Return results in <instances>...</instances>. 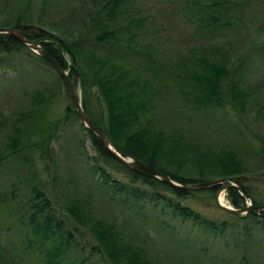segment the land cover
Returning a JSON list of instances; mask_svg holds the SVG:
<instances>
[{
  "label": "trees",
  "instance_id": "1",
  "mask_svg": "<svg viewBox=\"0 0 264 264\" xmlns=\"http://www.w3.org/2000/svg\"><path fill=\"white\" fill-rule=\"evenodd\" d=\"M57 1L59 0H39L38 5H35L36 0H23L13 13L0 20V27L12 26L22 30V25L25 23L59 25L54 19L53 4ZM89 1L92 3L91 6L79 16L80 24L86 25V28L81 35L72 40L67 41L55 33L43 36L36 31H25V34L31 40H38L39 44L68 72L76 91L80 88V102L91 121L112 142L122 156L132 157L156 171L170 176V178L173 177L172 179L181 185H192L199 181L179 175L172 170V168H176V164L173 167L165 159L166 152L164 151L166 148L168 149L166 144L181 143L185 150L203 158L207 157L208 153L222 154L223 157L218 160L233 162V165L224 171L228 176L226 179L229 181L226 198L230 204L234 208H242L246 206L245 200L250 199L252 204L257 205L258 202L254 199L251 189L242 182V180L245 181L244 176L247 174L243 176L245 171L240 168L238 162L232 159L236 155L226 153L224 150L216 152L209 149L207 153H204L200 141L190 137L205 126V121L198 118L197 122L192 125V120H182L180 124L171 126L169 130H161L159 129L161 121L154 119L156 112L163 109V99L166 97L162 93L173 88V83L171 84L169 81L178 75L181 76L180 71L187 75L185 78L188 81L180 82L176 87L189 86L190 91L186 92V96L189 94L188 100L193 99L200 104H195L197 107L215 109L223 104H228L238 113L236 103L239 106L244 103L243 99L246 97L245 89L241 88L243 81L239 82V78L246 76L245 70L249 64L235 61L228 63L229 54L223 50L224 46L217 50L213 46L210 51H202L201 54L196 52L193 56L189 54L186 62V60H182L186 58V54L179 49L171 51L164 48L161 50L157 47L159 45L154 46L151 42L141 45L137 42V38L140 28L145 25L149 16L143 9L136 12L133 8V0ZM257 1L264 2V0ZM246 3L247 0L241 2L181 0V10L185 15L188 14L187 21L195 24L194 34L201 39V42L198 43L200 45L196 46L203 47L204 45L201 43L205 42L208 37L210 38L207 40H211L219 32L233 30L241 25L243 15L238 13ZM170 14L173 13L170 12ZM73 15H75L74 12ZM249 47L253 50L254 56L257 53L254 62H264V40L261 42L251 41ZM167 51L173 52L176 56L172 67L167 68L168 72L166 63L159 59ZM126 55H129L131 59H139L138 64H144L147 67L132 64L125 59ZM0 67L20 74L29 73V68L30 72L40 74L36 69L46 67L55 73L59 81L63 83L56 69L47 59L6 33H0ZM142 71L149 72L152 78H144L141 74ZM187 71L190 72L187 73ZM163 72H167L165 78L170 77L169 80H163L161 76ZM6 80L4 79V81ZM225 91H227L226 96ZM65 94L68 103L61 116L54 121L47 120L45 125L39 126L36 122L39 116L35 111L32 117L28 116V119L31 118V122L36 124L31 127V131H37L40 135L47 136L46 141H38L36 145L43 147L42 153L49 158L52 157L50 143L57 137L58 132L62 131L71 119L80 120L67 90ZM92 95L98 97L97 105L92 102ZM228 96L229 101L226 98ZM234 98L236 99L235 104ZM37 101L44 103L46 98H39ZM187 104L192 108L194 102ZM97 106L100 108L97 109ZM224 110L213 114V121L223 118ZM80 122V126L89 136L94 152L93 156L87 155V164L89 169L93 170V175H98V179H95V187L99 194L102 192L100 194L103 195L102 197L105 196V201L115 205L119 204L122 210L130 209L129 203L135 204L143 201L153 208L159 207L162 214L169 215L179 224H186L190 230H195L196 232H189L197 235V238L185 234L183 239L179 240L180 244L175 245L176 248H180L183 253H186L183 255L174 251L184 261L188 258L193 264H204L201 256L198 255V260L188 256L191 249L198 253H211L215 240L231 236L233 243L230 247H235L242 252L237 264H264V236L263 234L253 235L251 231L254 229L253 226L261 231L264 230V210L251 211L247 215H239L225 210V213L234 217L233 222L217 221L194 208L188 203V200L202 190L208 193L210 195L208 199L212 200L220 185L208 186L199 190H185L164 183L154 175L133 171L114 158L99 137L84 126L81 120ZM260 140V168L264 170V140ZM16 148L10 147L12 150ZM51 160L48 159V161ZM113 172H121L124 179L117 178ZM236 177H239L238 183L234 181ZM23 183L25 186L12 187L10 193L14 195L16 191V195H14V202L11 201L9 205L7 203L5 205L6 209L10 208V213L3 222L8 224L6 229H10L11 233L14 230V234L20 235L18 240L20 243H24L27 250H32L31 248L34 247L35 250L33 249V253L30 255L34 263L98 264L90 260L89 253L86 252L88 248L79 239L80 234L78 235L77 232L79 228L75 224L92 218V208H83L75 201L69 202L65 206V211L73 219L69 220L65 217L64 210L59 211L58 208H55L44 185L29 182L28 177L23 179ZM138 209L139 207H137ZM93 216L96 217V214ZM96 218L100 219L97 227L90 229L98 230L108 240L105 249H109L115 259L113 260L108 254L111 261L115 264H149L143 262L138 254L132 253L130 246L123 241L122 237L118 233H114L111 225H107L108 220L105 217ZM175 229L178 233L181 230L176 225ZM175 237H178V234ZM13 239L15 240V237ZM97 240L99 244L105 246L100 237ZM1 247L0 264H12L14 260ZM95 248V251L100 252L98 244ZM212 259L210 264H227L229 262L228 259L224 261Z\"/></svg>",
  "mask_w": 264,
  "mask_h": 264
},
{
  "label": "rangeland",
  "instance_id": "2",
  "mask_svg": "<svg viewBox=\"0 0 264 264\" xmlns=\"http://www.w3.org/2000/svg\"><path fill=\"white\" fill-rule=\"evenodd\" d=\"M22 1L0 0V20L13 13ZM176 1L133 0L134 10L140 12L143 9L149 16L145 25L140 28L137 42L141 45L151 42L154 46L159 45L157 47L161 50L164 48L171 51L179 49L186 54V58L182 59L186 62L189 54L193 56L196 52L201 54L202 51H210L213 46L216 50L222 49L220 47L224 46L223 50L229 54L228 63L232 61L250 63L245 70L246 76L239 78V82L244 81L241 88L245 89L246 97L243 99L244 103L239 106L236 99H233L239 110L238 113L228 104H223L215 109L197 107L195 104H200L193 99L188 100L189 94L186 96V92L190 91L189 86L176 87L180 82L188 81L185 78L187 75L180 71L181 76L178 75L180 78L176 76L171 79L172 81H169V83H173V88L170 86V91L162 93L166 97L163 99V109L156 112L154 119L161 121L159 123L161 130H169L171 126L180 124L182 120H192V125L197 122L198 118L205 121V126L199 132H194L196 135L189 136L200 141L204 153H207L209 149L216 152L224 150L226 153L235 154L236 157L232 159L238 162L240 168L245 171L243 176L247 174L244 176L245 181L242 180L243 184L251 189L254 199L258 202L257 205H264V170L260 168V139L264 140V62H254V52L249 47L251 41L261 42L264 40V2L247 0L238 13L243 15L241 25L233 30L219 32L211 40H207L210 38L208 37L205 42L201 43L204 46L199 47L196 45H200L198 43L201 42V39L194 34L195 24L187 21L188 14L185 15L181 10V0ZM232 1L241 2L242 0ZM38 2L39 0H36L35 5H38ZM91 4L89 0L84 2L83 0H59L53 4L54 19L59 25L39 24L38 26L70 41L84 32L86 25L80 24L79 16ZM34 25L37 24L34 23ZM171 51H167L159 57L162 62L166 63L167 72L176 58ZM155 56L156 54L154 59ZM203 56L205 57V55ZM125 59L136 66L147 67L144 64H138L139 59H131L129 55H126ZM36 70L40 74L30 72V68L29 73L20 74L0 67V161L2 160L0 162V209L2 210L0 211V247L2 246L7 255L14 260L12 264H35L34 260L30 258L33 251L27 250L24 243H20L18 240L20 235L14 234V230L11 233L10 229H6L8 224L3 222L10 213V208L6 209L5 205L6 203L9 205L11 201L14 202V195H16V191L14 195H11L10 191L13 186H25L23 183L25 177H28L29 182L44 185L55 208H58L59 211L64 210L65 217L69 220H73L70 214L65 211V206L69 202L75 201L83 208H92V218L84 219L82 223H75L79 228L77 231L78 235L80 234L79 239L88 248L86 252L89 253L90 260L98 264H115L108 257L109 254L115 260L112 252L105 249L108 244L106 237L98 230L90 229L97 227L100 219L96 217L101 216L108 220L107 225L112 226L114 233H118L123 241L130 246L132 253L138 254L143 262L149 264H193L188 258L184 261L174 251L186 255L175 245L180 244L179 240H182L185 234L197 238V235L189 232H196L195 230L188 229L186 224H179L169 215L162 214L159 207L153 208L146 202L129 203L130 209L122 210L119 204H117L118 206L111 204L99 194L95 187V179H98V175H93V170L89 169L87 164V155L93 156L94 152L89 136L80 126L79 119H71L63 129L64 131H59L57 137L50 143L51 158L42 153L43 147L37 146L36 143L46 141L47 136H42L37 131H31V127L36 124L31 122V118L28 119V116L32 117L35 111L39 116L36 120L37 124L45 125L47 120L52 122L59 118L68 102L65 87L56 74L46 67ZM167 72L161 73L163 80H169L170 77L165 78ZM189 72L187 71V73ZM141 74L144 78H152L147 71H142ZM4 79L7 80L4 81ZM77 92L81 97L80 88ZM39 98H46V101L44 103L37 101ZM97 98L96 95L91 96L92 102L96 105ZM226 98L229 101V96ZM192 102L194 104L191 108L187 103L192 104ZM99 108L97 106V109ZM221 110L225 111V116L213 121V114ZM96 112L99 113V111ZM166 145H168V149L166 148L164 151L166 152L165 159L173 167L176 164V168H172V170L184 177L197 179L199 182L227 178L224 171L233 165L232 161L218 160L223 157L222 154L208 153V156L203 158L185 150L181 143L173 142ZM10 147H17L13 149L16 151ZM48 159L52 160L48 161ZM113 174L119 179H124L121 172H113ZM218 185L222 186L221 183ZM203 191L194 195L188 200V203L217 221L233 222L234 217L225 213V210L216 204L215 199H208L210 195ZM221 195L224 196V204L219 202L233 207L226 198V190H221L219 197ZM245 201L246 206L252 204L250 199ZM137 207H139L138 210ZM250 212L239 215H247ZM94 214L96 217L93 216ZM175 225L181 228L179 233L176 231ZM253 227L254 229L251 230L253 235L263 234L264 236V230L261 231L259 228ZM177 234L178 237H175ZM95 236L100 237L105 246L99 244ZM232 243L231 236L224 239L219 238L212 244L211 253H198L191 249L188 256L198 260L199 255L204 264H210L212 258L220 261L228 259L227 264H237L242 252L235 247H230ZM97 244L101 253L95 251ZM3 249L2 252L6 255ZM216 259H214L215 262H217ZM36 264L41 263L36 262Z\"/></svg>",
  "mask_w": 264,
  "mask_h": 264
},
{
  "label": "water",
  "instance_id": "3",
  "mask_svg": "<svg viewBox=\"0 0 264 264\" xmlns=\"http://www.w3.org/2000/svg\"><path fill=\"white\" fill-rule=\"evenodd\" d=\"M25 31H36L38 34L41 35H50L51 33L47 31L46 29L34 25V24H23L22 30L15 28V27H0V33H6L14 37L16 40L20 41L22 44L26 45L29 49L37 53L38 55H41L45 59H47L56 69L58 75L61 77L65 88L67 90V93L73 102V105L76 109V111L79 114L80 120L83 122L84 126H86L89 130L94 132L100 139V141L104 144V146L107 148L109 153L116 158L118 161L123 163L124 165L130 167L134 171H141L145 172L151 175H154L156 178L162 180L165 183L171 184L177 188L185 189V190H199L203 189L208 186H213L217 184H222L219 190L216 191L214 199L216 204L223 208L226 211L235 213V214H241V213H248L250 211H260L264 210V205H247L243 208H234L231 206L223 205L219 202V193L221 190H226L229 181L226 178L217 179V180H211V181H203L198 182L192 185H181L178 182L174 181L170 176L158 172L155 169L137 161L136 159H133L132 157H124L121 155V153L116 149V147L111 143V141L101 132V130L91 121V119L87 116V114L84 112L80 97L76 89L74 88L70 77L68 75V72L64 69V67L58 63V61L51 56L45 48L39 44L38 40H31L26 37ZM239 177H236L234 179L235 182L238 183Z\"/></svg>",
  "mask_w": 264,
  "mask_h": 264
},
{
  "label": "bare ground",
  "instance_id": "4",
  "mask_svg": "<svg viewBox=\"0 0 264 264\" xmlns=\"http://www.w3.org/2000/svg\"><path fill=\"white\" fill-rule=\"evenodd\" d=\"M227 29V28H226ZM227 54V53H226ZM255 56H257V53L255 54ZM253 57V56H252ZM238 60V59H237ZM248 63V62H247ZM246 63V64H247ZM245 64V63H244ZM250 64V63H249ZM247 66V65H246ZM249 66V65H248ZM250 68V67H249ZM251 69H252V67H251ZM245 70V69H244ZM252 71V70H251ZM247 72H249V71H247ZM248 74V73H247ZM242 75V74H241ZM244 78V77H243ZM244 82V81H243ZM224 121V120H223ZM94 158V157H93ZM91 163V162H90ZM123 164V163H122ZM146 165V164H145ZM3 166H5V165H3ZM124 166V165H123ZM122 167V166H121ZM150 167V166H149ZM132 170V169H131ZM134 171V170H133ZM138 172V171H137ZM96 173V172H95ZM173 178V177H172ZM119 180V179H118ZM125 181V180H124ZM100 182V181H99ZM165 183V182H164ZM104 184V183H103ZM98 186V185H97ZM103 189V188H102ZM100 190V189H99ZM102 193V192H101ZM100 193V194H101ZM105 195V194H104ZM98 196H100V195H98ZM97 196V197H98ZM101 196H103V195H101ZM100 196V197H101ZM105 197V196H104ZM103 197V198H104ZM107 198V197H106ZM101 199H102V197H101ZM105 200V199H104ZM219 201L221 202V203H223L224 204V196L223 195H221L220 197H219ZM111 203V202H110ZM111 204H113V203H111ZM116 206H118V205H116ZM134 207V206H133ZM0 211H2L1 209H0ZM11 232V231H10ZM8 244V243H7ZM33 250V249H32ZM35 250V249H34Z\"/></svg>",
  "mask_w": 264,
  "mask_h": 264
}]
</instances>
